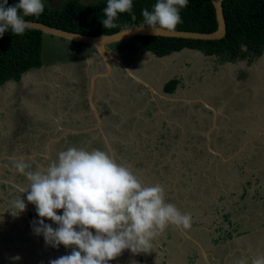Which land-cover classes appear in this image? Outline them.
I'll return each mask as SVG.
<instances>
[{
    "label": "rangeland",
    "instance_id": "374dc122",
    "mask_svg": "<svg viewBox=\"0 0 264 264\" xmlns=\"http://www.w3.org/2000/svg\"><path fill=\"white\" fill-rule=\"evenodd\" d=\"M67 1L44 0L51 8L61 7ZM76 1L82 5H90L100 0ZM137 42L139 43L140 39L135 37L114 43L112 47L120 50L124 47L140 45L136 44ZM92 49V46L44 34L39 69L27 73L19 81H10L0 86V131L2 132L0 170L4 166L9 170L10 173H7L4 180L11 183L8 188L0 187V197L3 198L4 193L8 194L7 199L1 203V211L4 212L2 216L7 223H13L21 229L20 238L24 241L35 240L32 234H36L34 230L39 226L37 222L40 218L35 206L28 203L25 193L20 191L28 182L21 175H16L14 162L21 158L25 159V162L27 160L33 162L25 158V155H32L36 164L32 170H35L39 166H47L57 158L59 152L69 147L85 148L89 151L95 149L87 144L93 140L92 136L84 139L69 136L68 140L71 139L69 145L65 139H62V130L58 126L52 132L46 131L48 133L44 135L36 131L37 128L50 129L49 126L53 123L49 120L52 117H58L59 122L64 120L66 124L63 127H83L82 122L76 126L75 120L87 114L88 104L85 96H87L88 79L91 74L99 70L98 64H92L94 60L91 63L89 61L93 53ZM139 55L141 56L137 59L146 61L143 66L150 69L147 71L154 74L155 80L160 75L165 79L170 75L181 74L185 86L192 84L191 92L188 91L190 96L209 99L216 109L221 110L217 129H213L210 135L212 148L222 154L224 161L221 158L215 159V155H207L206 151L199 152L206 146V140H203L204 133L208 131L211 123V117L209 119L208 113L201 111L200 105H195L194 114L190 112L191 114L185 115L184 121L180 123L181 132L172 124L168 126L170 130L167 132L165 131L167 126L161 129L160 122L162 118L169 117L174 112V107L178 105H167V108H162L161 112L145 111L139 114L146 108V97L136 106L129 108L125 106L131 104L128 98H125V101L121 99L120 104L111 102L110 105L108 103L110 100L106 101L111 112L120 111L122 118L136 115V120L130 128L126 124H116L114 119H109V114L104 116L108 120L106 128L109 135L113 140L121 141L120 144L114 143L118 158L145 184L162 185L167 203L175 204L181 212L193 215L188 230L194 233L195 229V233L199 232L202 241L206 244L203 245L207 252L215 258V264H239L241 259H247L248 264H251L254 256L264 254V51L256 56H248L247 59H237L235 62L225 59H223L225 62H221L222 58L205 56L200 51L186 49L161 58L150 56L149 53ZM124 56L129 59L128 55ZM149 61L151 63H148ZM103 81L101 79L97 83V102L104 99V94L112 98V94H116L117 91L122 93V97L129 95V92L121 86L117 90L107 87L102 91ZM224 81L227 82L226 85ZM80 92L81 100L77 99L80 97ZM167 92H170V88L165 91ZM188 92L186 93V87L177 89V98L189 95ZM99 106L104 112V105L100 103ZM172 110L173 112H170ZM164 112L167 114H162ZM174 114H172L173 118H168V122L173 124L180 119L179 112ZM68 115L74 117V120H69ZM149 115L156 120L154 127L149 121L145 122L152 120ZM191 115H195V127L192 122L188 124ZM244 120L249 121L247 126L243 125ZM137 121L145 124L136 125ZM48 122L49 124L44 125ZM174 130L178 135L177 140L168 143L169 135L165 134H170V131ZM38 134L39 137L36 139L34 135ZM198 135L202 137L198 139ZM53 138L59 139L55 141ZM19 142L22 143L21 145L24 143L26 145L18 146ZM166 144H170V149L163 151ZM36 151L42 155L41 158L35 157L33 153ZM161 153L165 156L162 157ZM247 181H251L250 187H245ZM253 185L254 187L260 185L261 189L254 193ZM243 188L246 189V194L243 193L244 196L241 197ZM18 197L24 200L26 209L17 217H13L8 212L10 201ZM57 214L62 215V210ZM225 214H228V218L225 216V219L232 225L227 229L229 231L234 229V232L242 235L238 234L240 236L238 241L229 242L225 235L218 240L219 243L213 240L214 244H209L206 233L213 232L220 225L226 228L227 223H222ZM50 223L55 228L58 227L52 221ZM218 233L219 230L213 234L214 237H217ZM199 235H196L197 239ZM176 239L175 236L172 237L169 245L176 244ZM32 251L29 253H33ZM125 252L113 261L117 264H139L138 258L141 256L144 259L142 264H162L164 260L175 264H205L200 253L196 256L193 253H185V255L183 253L181 256L174 251L139 254L127 253L126 250ZM237 252L241 253L240 257L233 258L229 255ZM29 253L27 256L30 257ZM43 254L48 255V253ZM59 254L58 258L63 256V253ZM188 254L190 261L186 260Z\"/></svg>",
    "mask_w": 264,
    "mask_h": 264
},
{
    "label": "clouds",
    "instance_id": "9594fccd",
    "mask_svg": "<svg viewBox=\"0 0 264 264\" xmlns=\"http://www.w3.org/2000/svg\"><path fill=\"white\" fill-rule=\"evenodd\" d=\"M7 5L8 0L0 3V37L9 30L13 35L25 34L30 28L25 17H39L45 10L44 0H19L18 4ZM187 5L188 0H157L151 11H142L144 25L155 36L172 34L182 23L180 12ZM132 8L133 0H107L105 18L100 22L105 29L116 28L118 14ZM14 167L26 178L27 186L20 191L27 193V202L35 206L40 218L35 233L42 234L52 247L72 248L69 255L50 264H109L125 250L133 254L150 252L153 240L169 226L184 230L191 227V215L166 202L162 185L145 184L107 151L69 147L47 166L32 170L21 158ZM25 209L24 200L18 197L10 201L8 212L17 217ZM60 210L62 215L57 214ZM45 220L58 227L54 230ZM239 264L248 261L241 259ZM251 264H264V254L254 256Z\"/></svg>",
    "mask_w": 264,
    "mask_h": 264
},
{
    "label": "trees",
    "instance_id": "16d2710c",
    "mask_svg": "<svg viewBox=\"0 0 264 264\" xmlns=\"http://www.w3.org/2000/svg\"><path fill=\"white\" fill-rule=\"evenodd\" d=\"M2 2L3 0H0V3ZM156 2L157 0H133L131 12L118 14L115 21L117 27L113 29H105L100 22L105 18L103 9L107 5V0H100L90 5L68 0L58 8H51L44 2L45 10L39 17H25V19L87 36L109 35L125 27L144 25L142 11L145 8L151 11ZM18 3L19 0H8L7 6ZM222 7L226 22L224 38L215 41H197L165 37H137L140 39V51L163 57L185 49L197 50L206 56H217L231 62L263 53L264 0H223ZM180 15L182 23L177 30L201 33L216 30L215 13L210 0H188V5L181 10ZM43 35L40 31L28 29L21 36L13 35L9 30L3 37H0V86L10 81H19L27 73L39 69ZM176 84V81H171L164 90L167 91L170 88L172 92ZM86 121L89 122V119ZM247 122L249 123L248 120ZM247 122L244 121L246 124ZM91 136L93 137L92 133L78 137L83 139L91 138ZM78 137L74 135V138ZM87 144L95 149L107 151L100 138L93 139ZM168 149H170V144L164 145L163 151ZM202 152L204 151L201 150L200 153ZM161 155L165 156L163 153ZM226 217L228 218V214ZM143 262L144 259L139 256L138 263Z\"/></svg>",
    "mask_w": 264,
    "mask_h": 264
},
{
    "label": "flooded vegetation",
    "instance_id": "af4514ba",
    "mask_svg": "<svg viewBox=\"0 0 264 264\" xmlns=\"http://www.w3.org/2000/svg\"><path fill=\"white\" fill-rule=\"evenodd\" d=\"M136 44H140V42L139 43L137 42ZM108 47H109L110 50L114 51L115 53H118L120 55L121 60L135 74L141 76L144 80L149 81L155 88H157V90H158L159 93H161L162 95H165V96H170V97L174 98V100L172 101V100H169V99L160 98L156 94H153L152 95L151 92L148 91V89L146 87L142 86L140 83H138L132 77H130L129 74L126 73L125 68L122 67L120 63H117V62L111 60V67H112L111 76H110L109 80L106 79V78H103L104 81L102 82L103 83L102 91L104 89H106L107 87L109 89H111V90L113 88L117 90L119 88V86H121V87H123V89L125 91H128L129 92V95H126V97H122L123 96L122 93L117 91L116 94H112L113 95L112 98H110V97L108 98L109 95L108 94H104V99H101L100 102H97L99 112L101 113V117H103V120H104L105 130L106 131H107L106 124H107V121L108 120L106 118H104L105 114H109V119H114L116 121V124H121V125L126 124V125H128L129 128L133 125L134 120H136V115H133L132 117H127V118H125L126 117L125 116L124 118H122L123 116L121 115V112L120 111L117 110V111L111 112L110 106L107 105V103H106L107 99L110 100L108 103L110 105H112L111 102H113V103L118 102V104H120L121 99H124V101H125L128 98V102L131 101L130 102L131 104H129L128 106L127 105H125V106L127 108H129V107H132V106H136L139 103V101H141L144 97L147 98V100H146V102H147L146 103V108L143 111H141L139 114H141V113H143L145 111H148V112L154 111V113L157 112V111L158 112L159 111L161 112L163 110L162 108H165V109L167 108V105H170V104H176V105H178V107L177 106L174 107V112H173V110L170 111V112H173L172 113L173 115H175L174 113L179 112L178 116H179L180 119H179V121H177V123L175 122L173 124L171 122H168V118H171L172 117V114H170L171 116L169 115V117H166V119L162 118V121L160 122L161 123V129H163L164 126H167V128L165 130L167 132H169L170 128L168 126H171V124L173 125V127H175V129H177V130H179V132H181L180 123H182L184 121L185 115H189L191 113H193V114L195 113V109H196L195 105H200L201 106V111L202 112L203 111H206L208 113V118L209 119L211 117V123H210V126H209L208 130L211 128V126H212V119H213V113L203 103V101H204V102H207L208 104L212 105L211 104V101L209 99L206 100L203 97L195 98V96H190L189 92H191L190 86H192V84H187L185 86L184 85L185 80L183 79V76L181 74H174L173 76L170 75L169 77H167L165 79H164L163 75L162 76L160 75L157 78V80H155V77L153 76L154 74L152 75V72L151 71H147L148 68H146V66H143L144 62H146V61H143V59H141V60L137 59L138 56H141L139 54L149 53L150 56H152L153 54H151L150 52H141L140 51V45L135 46V47H129V48H125L124 47L123 49H120V50L114 49L112 47V44L111 45H108ZM92 50H93V53L92 54H95L94 48ZM186 50H188V49H186ZM174 53H177V52H174ZM124 55H128L129 56V59L127 60V58ZM153 56L156 57L155 55H153ZM215 57H217V56H215ZM156 58H161V57H156ZM150 61H153V60H150ZM150 61L148 63H151ZM221 62H225V61L222 59ZM229 62H231V61H229ZM92 64H94V65L95 64H98V66H99V70L98 71H100V72L106 71V65H105V62L104 61H102L99 64V63H97V60H94V62ZM98 66L96 65V67H98ZM148 70H150V69H148ZM153 71H155V70H153ZM84 75L87 78V75L86 74H84ZM151 75H152V77H151ZM242 78L243 77H241V79ZM156 81H158L159 83H156ZM171 81H176L177 84L175 85V88L172 91V93H165L166 90H164V88L166 86H168V84ZM243 83H245V82H243ZM111 84H113V85H111ZM226 84H227V82L224 81V85H226ZM185 87H186V93L189 91L188 92L189 95L183 96L182 98H177V94H176L177 89H179V88L184 89ZM174 94H176V95H174ZM83 95H85V92L83 93ZM86 95H87V90H86ZM79 96L80 97H78L77 99H80V98L82 99L81 92H80V95ZM97 97H98V95L95 94V99ZM85 98H86V102L88 104L87 96H85ZM100 103L104 105V110H105L104 112H102V110L100 108L101 106H99ZM159 105H160V107H159ZM118 107H116V108H118ZM88 112H89V104H88L87 114L86 115L84 114L83 116H81L82 117L81 119H76L75 120L76 121V126H79L81 122L83 124V127H89L91 124L94 123L93 118L90 115H88ZM162 114L166 115L167 113L164 112ZM219 115L220 114H218V117H217V123H218V118L220 117ZM56 116H58V115H56ZM68 118H69V120H72V121L74 120V117H71L70 115H68ZM149 118H152V120L151 119L150 120H146L145 122L148 123V121H149V124L154 127V123H156V120L151 115H149ZM57 119H58V117H56V118L52 117V119H50L49 121L52 122L53 124L51 126H49L50 129H45V130L52 131L53 129H56L57 122L55 120H57ZM87 119H89V122L86 121ZM57 121H59V120H57ZM244 121L247 122V120H244ZM191 122H192L193 126L195 127V115H191L190 116V122L188 124H190ZM35 124H36V122L34 123V125ZM47 124H49V122L46 123V124H44V125H47ZM60 124H61V126H63L64 124H66V122L64 120H62L60 122ZM140 124H145V123L144 122L139 123L137 121L136 125H140ZM247 124L244 123L243 125L247 126ZM186 126H187V124H186ZM72 128H75V127H72ZM149 128H151V127H149ZM117 130H118V128H116V131ZM107 133H108V131H107ZM92 134H93V137L91 139H98V138H100V137H96L95 136V133H92ZM74 135H76V134H69V135L66 136L65 141L69 145L71 143V139L68 140V137L69 136H74ZM79 135L86 136L88 134H79ZM79 135L77 134L76 136H79ZM165 135H169V137L167 138V142L168 143L176 142L177 137H178V135L175 133V130L173 132L170 131V134L166 133ZM197 137H198V139H200V137H202V136L201 135H198ZM62 139H61V141H63ZM203 140H206V137ZM101 141L103 142L102 139H101ZM120 142H121L120 139H117V140H113L112 141V144H113L114 149H115L114 143H119L120 144ZM115 151H116V154H117L118 152H117L116 149H115ZM116 161L118 163H121V159L118 158V154H117V157H116ZM252 175H254V173H252ZM257 183L258 182H256V184ZM249 184L250 183H248V185ZM259 189H261V186L260 185L258 186V190ZM258 190H257V192H258ZM221 191H223V190H221ZM259 195H260V193H259ZM191 217L193 218V215H191ZM193 223H194V221H193ZM195 223H196V221H195ZM230 226H232V225L230 224L229 227ZM177 231H179V230L176 229V231H175V229L174 230L169 229L167 231V234H169V238H168L169 239L168 240L169 243H170L171 238L173 237L172 236V233H175L174 236L177 237V233H178ZM185 232H186V230H185ZM189 232H190V230H187L186 233L189 235ZM202 233H204V231H202ZM214 233H216V232H214ZM214 233H212V235H208V236L210 238H212V236L214 237V235H213ZM195 234L196 235H199V232H196ZM199 236H201V235H199ZM184 237H186V236H184ZM186 239H188V237H186ZM188 246H190L189 249H193V247L195 249V247H196V245H194V243H192L191 241L188 242ZM237 253H239V252H237ZM178 254H180V253H178ZM193 254H195V256L197 255V253H193ZM164 255H166V254H164ZM189 256L190 255L188 254L187 255V258H186L187 261H190ZM208 259L211 262V264H215V262H214V259L215 258L212 257V255H210L208 257ZM191 260H194V258H191Z\"/></svg>",
    "mask_w": 264,
    "mask_h": 264
},
{
    "label": "water",
    "instance_id": "95a60500",
    "mask_svg": "<svg viewBox=\"0 0 264 264\" xmlns=\"http://www.w3.org/2000/svg\"><path fill=\"white\" fill-rule=\"evenodd\" d=\"M212 3V6L214 8L215 13V20H216V30L210 33H201L197 31H184V30H176L172 34L168 33H160L159 35L155 36L151 29L146 27V25H132L129 27L122 28L116 33L109 34V35H97V36H87L82 35L79 33H74L70 31H66L63 29H59L56 27H51L49 25H46L41 22L37 21H29L30 22V28L33 30H37L42 32L45 35L54 36L60 39L69 40L75 43L83 44L86 46H92L95 50V54H92L91 59L89 60L90 63L92 60H97V63H101L102 61L105 62L106 65V71L104 72H94L89 76L88 79V88H87V100L89 104V112L88 115H90L94 123L91 124L89 127H83V128H72V127H63L61 126L60 122L57 121V126L60 130H62L61 137L63 139L66 138L69 134H90L95 133L96 137H100L103 140V144L107 152L113 157V159L116 160L117 154L113 147L112 141L113 138L107 133L105 130V124L103 117H101V113L99 112L98 105H97V99H95V94L97 90V83L99 80L106 78L109 80L111 76V60L120 63L122 67L125 68L126 73L129 74L130 77H132L134 80H136L138 83H140L142 86L146 87L148 91L151 92V94H156L160 98H165L169 100H174V98L170 96L162 95L158 92L157 88H155L149 81L144 80L141 76L135 74L131 69H129L128 66L121 60L120 55L118 53H115L114 51L110 50L108 45L122 42L130 38L135 37H165V38H176V39H184V40H197V41H215L220 40L225 37L226 35V22L223 15V7L222 2L223 0H210ZM144 27L140 30H137V28ZM129 31V32H128ZM97 53V54H96ZM98 57H97V56ZM88 61V63H89ZM132 71V72H129ZM201 100V99H200ZM203 103L206 105V107L212 111L213 113V119H212V126L211 128L204 133V136L206 137L207 147L208 150L213 154L218 156L224 161V158L222 154L216 150H214L211 147V135L213 129H217V117L220 109H216L215 106L208 104L207 102ZM219 110V111H218ZM63 135V136H62ZM59 137V138H61ZM59 138H53V140H57ZM49 150V148H48ZM32 157V155H29ZM42 156V155H41ZM184 236L190 237L184 229H178ZM195 244L199 247L200 255L205 260V264H211L209 259L207 257L210 256V253L205 252L201 244H199L195 240ZM209 255V256H208Z\"/></svg>",
    "mask_w": 264,
    "mask_h": 264
},
{
    "label": "crops",
    "instance_id": "0c3cea01",
    "mask_svg": "<svg viewBox=\"0 0 264 264\" xmlns=\"http://www.w3.org/2000/svg\"><path fill=\"white\" fill-rule=\"evenodd\" d=\"M33 126H35V125H33ZM1 127H2V125H1ZM36 131H38L40 135H41V132L43 135H44V133L45 134L48 133V132H46L48 130H41V128H37ZM1 133L2 132L0 131V137H1ZM39 134L34 135L36 137V139L39 137ZM21 144L22 143L19 142L18 146H25L26 145V143H24L23 145H21ZM200 151L201 150H199V152ZM202 151H206V153H208L207 155H213L208 150L207 142H206V146H204V149H202ZM33 154L35 155V157H37V159H38V157L41 156L40 154L37 153V151ZM185 156H187V155H185ZM25 158L31 159L33 162H30V160H27L26 162L31 164L32 167H35L34 165H36V164L34 163L35 159L33 158V156L30 157L29 155H25ZM214 158L216 159L219 157L215 155ZM0 167H1V165H0ZM2 167H3V165H2ZM3 169L0 170V187H7L8 188V186H11V183L5 182L4 178H6L7 173H10V172L7 168H5V166ZM15 173H16V175H21L16 171V169H15ZM21 177L26 179L23 175H21ZM250 182L251 181H247L245 187H248V186L250 187L251 185L250 184L248 185V183H250ZM258 186L257 187H254V185L252 186V187H254V189H253L254 193L257 192ZM2 192H4V191H2ZM220 193L223 194V192H220ZM243 193L246 194V189H244V192L242 191V194L240 195L241 197H242ZM0 194H1V192H0ZM25 195L27 197V193H25ZM7 197H8V194H6V193H4L3 198L0 197V264H22L23 262H25L26 264H50V261L58 258V256L60 255L59 253H63V256L69 255L71 253L72 248H65L63 245H60L59 247H52L51 245L46 244L42 234L41 235L32 234L33 239L35 238L34 241H31V240L24 241L23 238L21 239L20 238V230L21 229H19L18 226H15L13 223L12 224L7 223V221L4 220L5 218H3V216H2V214L4 212L1 211L2 210L1 209L2 208L1 203L4 202L7 199ZM31 205H33V204H31ZM226 215L227 214H225L222 218V220H223L222 223H225V222L227 223L226 228H224L222 225H220V226L216 227L213 232L206 233V240H209V244H214V243H212L213 240H220L221 237H224L227 233H229V234L226 235L225 237H226V239H229V242L238 241L237 239L240 238L239 235H242L239 232H234L235 231L234 229H232V231H229L227 229L229 227L230 223L228 220L225 219ZM45 223L50 225L51 227H53L54 230L56 229L53 225H51L50 220H45ZM219 227H221L222 229H219ZM173 228L176 231V229H177L176 227L169 226L158 238L153 240V242H152V245H153L152 248L153 249L147 253H173V251H174V253H177V254L180 253L181 256L183 255V253H184V255H185V253H200L199 247L195 244V240L199 244H201V246L203 247L205 252H207L205 246L203 245V244H205V242L202 241L201 236L198 239L196 238L198 236H196V234H195V229H194V233L193 232L189 233L190 237H188V239H186V237H184V235L180 231H177L178 232L177 237H176L177 239L175 240L176 244L173 243V245H169V242H168L169 239L167 240V238H169V234H167V231L169 229L173 230ZM217 230H219L217 237L212 236V238H210L208 236V235H212V233L216 232ZM220 232H221V234H220ZM203 234H205V233H203ZM214 234H216V233H214ZM174 235H175V233H172L173 237H174ZM190 241L192 243H194V245H196V247H195L196 250L194 249V247H193V249H189L190 246H188V242H190ZM215 243H217V242H215ZM166 247L169 248V252H168V248H166ZM30 251H32L33 253H29ZM126 251H128L127 253H132L130 250H126ZM28 253L30 254V257L27 256ZM43 253H46V254L48 253V255H44ZM122 253H126V252L123 251ZM207 253H209V252H207ZM210 255H211V253H210ZM229 255L233 256V258H234V257H240L241 253H236V254L234 253V254H229ZM17 256H19L20 259L14 260L13 258L17 257ZM207 259H208V257H207ZM162 260H164V259L162 258ZM203 260H205V259L203 258ZM163 263L164 264H170V263L175 264L174 262L168 261V260H164ZM109 264H117V263H115L114 261H110ZM147 264H149V263H147Z\"/></svg>",
    "mask_w": 264,
    "mask_h": 264
}]
</instances>
